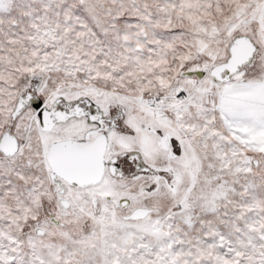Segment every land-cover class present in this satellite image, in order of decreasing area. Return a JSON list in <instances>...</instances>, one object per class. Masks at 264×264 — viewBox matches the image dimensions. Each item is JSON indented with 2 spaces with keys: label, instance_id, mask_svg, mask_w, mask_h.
Segmentation results:
<instances>
[{
  "label": "snow or ice",
  "instance_id": "obj_1",
  "mask_svg": "<svg viewBox=\"0 0 264 264\" xmlns=\"http://www.w3.org/2000/svg\"><path fill=\"white\" fill-rule=\"evenodd\" d=\"M0 264H264V0H0Z\"/></svg>",
  "mask_w": 264,
  "mask_h": 264
}]
</instances>
